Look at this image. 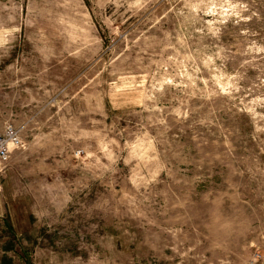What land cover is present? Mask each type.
I'll list each match as a JSON object with an SVG mask.
<instances>
[{
  "label": "rangeland",
  "instance_id": "1",
  "mask_svg": "<svg viewBox=\"0 0 264 264\" xmlns=\"http://www.w3.org/2000/svg\"><path fill=\"white\" fill-rule=\"evenodd\" d=\"M0 264H264V0H0Z\"/></svg>",
  "mask_w": 264,
  "mask_h": 264
},
{
  "label": "built area",
  "instance_id": "2",
  "mask_svg": "<svg viewBox=\"0 0 264 264\" xmlns=\"http://www.w3.org/2000/svg\"><path fill=\"white\" fill-rule=\"evenodd\" d=\"M18 130L10 123L0 131V165L9 155L10 148L19 144Z\"/></svg>",
  "mask_w": 264,
  "mask_h": 264
}]
</instances>
